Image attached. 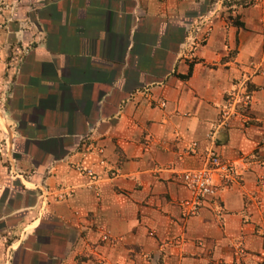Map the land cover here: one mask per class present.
I'll use <instances>...</instances> for the list:
<instances>
[{"label": "crops", "instance_id": "obj_1", "mask_svg": "<svg viewBox=\"0 0 264 264\" xmlns=\"http://www.w3.org/2000/svg\"><path fill=\"white\" fill-rule=\"evenodd\" d=\"M9 3L0 264H264V0ZM209 148L237 180L184 220Z\"/></svg>", "mask_w": 264, "mask_h": 264}, {"label": "built area", "instance_id": "obj_2", "mask_svg": "<svg viewBox=\"0 0 264 264\" xmlns=\"http://www.w3.org/2000/svg\"><path fill=\"white\" fill-rule=\"evenodd\" d=\"M10 8V3L8 0H0V9L7 10ZM240 92L232 95L229 107L227 108V114L231 115L237 103L241 102ZM248 96H246V100ZM101 153V151H99ZM208 165L204 168L188 171L181 175V182L184 184L185 188L189 193V197L180 201V205L185 211V216L194 215L199 210L202 202L215 194V188L212 183V175L216 171H228V167L225 163L220 162L218 157L212 154L210 160H207ZM74 168L81 174H85L93 182L97 181V176L92 173L91 169L82 168L80 165H75ZM230 168V167H229ZM104 240L107 239V235L103 234Z\"/></svg>", "mask_w": 264, "mask_h": 264}, {"label": "rangeland", "instance_id": "obj_3", "mask_svg": "<svg viewBox=\"0 0 264 264\" xmlns=\"http://www.w3.org/2000/svg\"><path fill=\"white\" fill-rule=\"evenodd\" d=\"M248 85H249V80H247L245 83H242L241 84L240 90H239V92L241 94L240 96L242 97L241 98V102L240 103H237V105H235L234 109L231 112V115H228L227 114L228 113L227 112V108L225 110H222L221 111L220 117L212 125L210 131L207 134V138L210 140V142L215 141L216 136L218 135V133L227 125V123L229 122V120L231 118L235 117L238 113L239 114H242L243 115V118L247 119L246 118L247 116L245 114H246V112H247V110H248V108L250 106V102H251V92L248 90ZM237 92H238V89L236 90V93ZM246 96H248V99L247 100H246ZM229 97L231 98L232 95H229ZM246 121H248V120H246ZM212 145H213V143H212ZM212 154H214L215 156H217L218 157V160H220V162H223V163H225L227 165L228 171H225V172L224 171H216V172L213 173V175H212V183H213V186L215 188V194L212 197L206 198L202 202V204H201L199 210L197 211V213L200 211V209L202 208V206H203V204H204L205 201H208L209 199L214 198L216 196L219 185H221V186H227L230 183L235 182L237 180V177H238L237 174H236L235 168L232 165V163H230L229 161H226L225 159H222L221 157H219V155L214 151V148H209L205 152V160H206V163H205V165L202 168H204V167H206L208 165L207 160H210V157L212 156ZM191 171H194V170H191ZM185 172H188V171H183V172L178 173L177 174V178L180 179L181 175L183 173H185ZM183 186H184V184H183ZM178 205L180 206L181 215H182V218L184 220H186L188 218H191V217H194L195 215H197V213H196L194 215L185 216L184 215L185 211H183V208L181 207L180 202H178Z\"/></svg>", "mask_w": 264, "mask_h": 264}]
</instances>
